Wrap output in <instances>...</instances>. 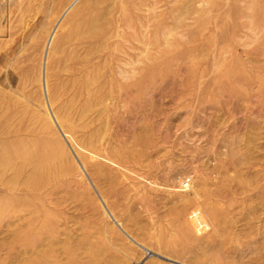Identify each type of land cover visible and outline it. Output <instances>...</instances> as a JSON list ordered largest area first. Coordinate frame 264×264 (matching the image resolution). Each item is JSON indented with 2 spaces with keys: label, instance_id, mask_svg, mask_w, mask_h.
<instances>
[{
  "label": "rangeland",
  "instance_id": "1",
  "mask_svg": "<svg viewBox=\"0 0 264 264\" xmlns=\"http://www.w3.org/2000/svg\"><path fill=\"white\" fill-rule=\"evenodd\" d=\"M135 263L264 264V0H0V264Z\"/></svg>",
  "mask_w": 264,
  "mask_h": 264
},
{
  "label": "crops",
  "instance_id": "2",
  "mask_svg": "<svg viewBox=\"0 0 264 264\" xmlns=\"http://www.w3.org/2000/svg\"><path fill=\"white\" fill-rule=\"evenodd\" d=\"M159 212L160 213H156L155 215H153L151 221L149 218H147V220H148L147 226H149V224H150L149 222L160 223V222H164L165 219H170V218H172V221H174L177 217V214H175V216H174V214L173 215L171 214L172 213L171 211L168 212V214H166L165 211H159ZM148 252H150V251H148Z\"/></svg>",
  "mask_w": 264,
  "mask_h": 264
},
{
  "label": "bare ground",
  "instance_id": "3",
  "mask_svg": "<svg viewBox=\"0 0 264 264\" xmlns=\"http://www.w3.org/2000/svg\"><path fill=\"white\" fill-rule=\"evenodd\" d=\"M181 190L183 191H190L191 190V187L187 184V183H181Z\"/></svg>",
  "mask_w": 264,
  "mask_h": 264
},
{
  "label": "built area",
  "instance_id": "4",
  "mask_svg": "<svg viewBox=\"0 0 264 264\" xmlns=\"http://www.w3.org/2000/svg\"><path fill=\"white\" fill-rule=\"evenodd\" d=\"M147 254H149V252L147 251ZM135 264H138V263H135Z\"/></svg>",
  "mask_w": 264,
  "mask_h": 264
}]
</instances>
